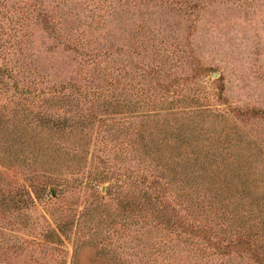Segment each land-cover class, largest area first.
I'll return each instance as SVG.
<instances>
[{
    "label": "rangeland",
    "instance_id": "rangeland-1",
    "mask_svg": "<svg viewBox=\"0 0 264 264\" xmlns=\"http://www.w3.org/2000/svg\"><path fill=\"white\" fill-rule=\"evenodd\" d=\"M0 264H264V0H0Z\"/></svg>",
    "mask_w": 264,
    "mask_h": 264
},
{
    "label": "trees",
    "instance_id": "trees-1",
    "mask_svg": "<svg viewBox=\"0 0 264 264\" xmlns=\"http://www.w3.org/2000/svg\"><path fill=\"white\" fill-rule=\"evenodd\" d=\"M223 251V250H222Z\"/></svg>",
    "mask_w": 264,
    "mask_h": 264
}]
</instances>
